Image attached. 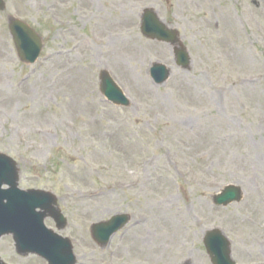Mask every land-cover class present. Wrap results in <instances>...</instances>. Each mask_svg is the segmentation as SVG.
I'll return each mask as SVG.
<instances>
[{"label": "rangeland", "instance_id": "1", "mask_svg": "<svg viewBox=\"0 0 264 264\" xmlns=\"http://www.w3.org/2000/svg\"><path fill=\"white\" fill-rule=\"evenodd\" d=\"M58 1L4 0L0 11V39L11 56L0 61V89L7 92H0V153L15 162L19 189L56 197L66 225L57 230L47 218L45 226L70 240L76 264H211L202 239L213 229L229 239L236 264H264V0H69L63 11ZM145 10L178 33L189 55L186 70L176 66L170 45L141 34ZM104 16L112 22L106 27ZM15 19L42 41L34 64L17 55L8 29ZM116 35L137 42L121 44ZM93 36L109 47L101 49ZM75 37L94 46L71 54L80 73L76 93L62 81L45 93L31 89L35 77L70 78L62 73L68 59L58 53H70ZM244 45L255 61L238 71ZM156 63L170 70L160 86L149 77ZM102 72L127 107L102 96ZM243 74L254 76L258 95L237 84ZM74 95L78 104L70 110ZM228 185L242 190L241 202L215 207L212 197ZM169 196L190 217L176 253L157 239L159 225L143 216ZM119 215L129 222L106 245L97 244L92 225ZM0 260L46 264L17 255L10 236L0 238Z\"/></svg>", "mask_w": 264, "mask_h": 264}, {"label": "water", "instance_id": "2", "mask_svg": "<svg viewBox=\"0 0 264 264\" xmlns=\"http://www.w3.org/2000/svg\"><path fill=\"white\" fill-rule=\"evenodd\" d=\"M2 8L3 2L0 0V9ZM141 30L146 37L172 45L177 44L176 33L166 30L150 11L143 16ZM10 31L19 56L28 62H33L40 51L39 39L26 26L16 21L11 22ZM175 56L178 65L182 68L188 66V56L184 49H176ZM169 74L166 67L161 64H155L150 69V76L158 85L163 84ZM100 89L113 104L127 106L126 99L106 74L101 75ZM17 174L15 163L0 154V237L11 234L18 253L37 254L48 264H74L70 243L56 236L43 225L46 217L54 218L58 227H62L65 223L58 210L54 208L55 199L50 194L40 191L18 190ZM3 185L8 189L2 190ZM240 199V190L228 186L221 194L214 197V204L227 206ZM36 209H40L41 212H36ZM126 222V216H115L107 223L93 226V236L100 244H105ZM204 246L212 264H234L230 259L228 242L217 231L206 234Z\"/></svg>", "mask_w": 264, "mask_h": 264}, {"label": "bare ground", "instance_id": "3", "mask_svg": "<svg viewBox=\"0 0 264 264\" xmlns=\"http://www.w3.org/2000/svg\"><path fill=\"white\" fill-rule=\"evenodd\" d=\"M210 5H213L216 3L217 0H208ZM60 4V7L63 10H65L67 4L69 3V0H59L58 1ZM83 3L85 5H89V0H83ZM82 3L79 4V6H81ZM220 13V12H219ZM92 17H95V15H92ZM217 17V14L214 13V15H207L206 19L204 20V24L206 25V27H208L209 25H211L215 19ZM120 18L125 20V16L124 13L120 14ZM128 18V17H127ZM104 23V26L106 27L107 25H110L112 22L109 21L105 16L102 17L101 19ZM217 28V26H215V29ZM68 32L70 33H74V30L72 27H68L67 29ZM216 34V33H215ZM72 35L74 34H70V38L72 37ZM117 39L116 41L123 44L122 42H126V44H130L132 46H135L137 39H135V37H128V38H123L120 39L119 35H116ZM73 38V37H72ZM71 38V39H72ZM75 47H73V49L70 51V53L67 52H60L58 53L59 56L61 57H67L68 61L66 63V67H68L66 70H64L62 73H68V76H70V78L65 79L64 76L61 74V77H57V78H51V80L48 83L47 78H37L35 77L33 79V81H31V83H29V86L32 88H35V90H41L42 93H45V90L47 89L51 91L50 89V85H56V83L59 84V82H64L63 84H66V86L70 87V89H72V92L75 94L76 93V87H74L75 84V80H77V76H79V70H77V66L74 62L73 56L71 54L73 53H77V54H83L84 52H91L94 49V46L92 47L89 41H83V40H78L77 37H75ZM93 41H95L101 49H106V47H109V44L105 42V38L103 37H94L93 36ZM248 47V46H247ZM246 47V45H244L241 49V57H238L237 60V70L241 71L243 70V68L247 67V66H252V62H254L255 60L253 59V56L250 54L248 48ZM138 50V49H137ZM243 50V51H242ZM67 54V55H66ZM239 55V54H238ZM8 60H11V56L9 55V52L7 50V45L4 41H2L0 39V61H4L3 64L7 63ZM254 76H250V75H241L239 76L238 80H237V84L241 85V87H243V89H246L249 87V91L251 94H255L258 95V93L260 92L261 89H257L254 83ZM57 84V85H58ZM23 86V85H22ZM5 89H0V92H3ZM75 90V91H74ZM5 93H7L6 91H4ZM250 94V95H251ZM78 104V99L76 98V96H71L68 100H67V105H68V109L70 110H74L72 109L73 107L71 106L72 104L75 105ZM220 143V141L218 142V144ZM148 169V168H147ZM141 184H145L147 181L145 180V177L142 176V178L140 179ZM91 213H93V211H91ZM157 213V216H154V214ZM143 216L147 219L148 223H155L156 225H159V230H163L161 231V236L160 234L158 235L157 239L161 240L162 242H164L162 245L163 247L165 246L166 248H169L172 250L173 253L179 252L176 250V245L178 240H183L184 237H188V233L186 230L187 224L190 220V217L187 215L185 208H175L173 203H172V198L171 196L169 197H165L163 199H160L158 203H156L154 206L151 207L150 211H143ZM145 220V219H144ZM161 226V227H160ZM137 229V232L139 233V230L141 228H134V230ZM159 233V232H157ZM131 235H129L130 237ZM164 237V238H163ZM131 239L137 240L138 238L136 237H131ZM184 244V243H183ZM182 245V244H180ZM168 246V247H167ZM162 247V249H163ZM181 251L183 250V247H180ZM144 248L140 245V250L143 253ZM257 264H263L262 261L257 262Z\"/></svg>", "mask_w": 264, "mask_h": 264}]
</instances>
